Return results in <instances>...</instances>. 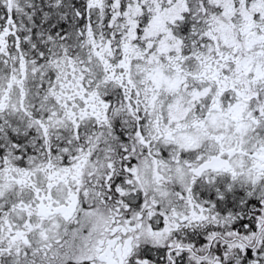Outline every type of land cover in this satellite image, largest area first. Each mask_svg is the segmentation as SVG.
Returning <instances> with one entry per match:
<instances>
[{"label": "snow or ice", "instance_id": "6c2138e0", "mask_svg": "<svg viewBox=\"0 0 264 264\" xmlns=\"http://www.w3.org/2000/svg\"><path fill=\"white\" fill-rule=\"evenodd\" d=\"M0 264H264V0H0Z\"/></svg>", "mask_w": 264, "mask_h": 264}]
</instances>
